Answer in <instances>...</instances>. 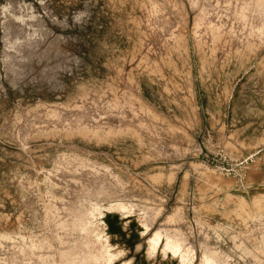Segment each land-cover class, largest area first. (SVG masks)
I'll use <instances>...</instances> for the list:
<instances>
[{"label": "rangeland", "instance_id": "obj_1", "mask_svg": "<svg viewBox=\"0 0 264 264\" xmlns=\"http://www.w3.org/2000/svg\"><path fill=\"white\" fill-rule=\"evenodd\" d=\"M154 232L264 264V0H0V264H142Z\"/></svg>", "mask_w": 264, "mask_h": 264}, {"label": "water", "instance_id": "obj_2", "mask_svg": "<svg viewBox=\"0 0 264 264\" xmlns=\"http://www.w3.org/2000/svg\"><path fill=\"white\" fill-rule=\"evenodd\" d=\"M119 226H117L118 228H116V231L114 233H117V231H121L122 233V230L119 229ZM135 226L137 228L136 229L137 231L135 230L133 231L134 234L132 236V239L135 240L143 239V237L146 236V234L148 233L147 229H145V227L139 224L137 221H135ZM156 232L152 233L151 236L143 242L144 249H142V256L140 257L141 263L142 264H179L178 262L179 258L177 256L175 257L170 255V252L167 253L165 250L166 235H165V239L163 236L161 237L160 242L158 243L157 247L154 250L150 248L149 242ZM133 243L134 241L131 242V244ZM194 260L192 262H188V264H193Z\"/></svg>", "mask_w": 264, "mask_h": 264}, {"label": "bare ground", "instance_id": "obj_3", "mask_svg": "<svg viewBox=\"0 0 264 264\" xmlns=\"http://www.w3.org/2000/svg\"><path fill=\"white\" fill-rule=\"evenodd\" d=\"M249 180H250V178H249ZM226 184V183H225ZM232 184V183H231ZM233 185V184H232ZM229 186V185H228ZM229 200H231V198L229 197ZM238 201H241V203L243 204V206H246L247 208H248V210L250 211V209L252 210V208H251V206L253 205V202L250 204L247 200H246V198H245V196L243 197V196H240L239 198H238ZM228 202H230V201H228ZM238 203V202H237ZM241 203H239L238 205L240 206V204ZM255 206V205H254ZM246 208V209H247ZM243 210V209H242ZM245 210V209H244ZM243 210V211H244Z\"/></svg>", "mask_w": 264, "mask_h": 264}]
</instances>
